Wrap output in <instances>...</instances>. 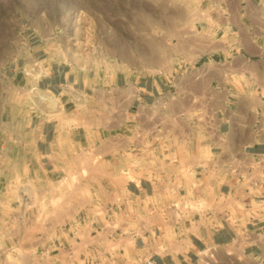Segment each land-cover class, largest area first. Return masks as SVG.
<instances>
[{"label":"rangeland","instance_id":"1","mask_svg":"<svg viewBox=\"0 0 264 264\" xmlns=\"http://www.w3.org/2000/svg\"><path fill=\"white\" fill-rule=\"evenodd\" d=\"M237 1L0 0V264H41L42 252L53 255L73 233L80 251L100 242L107 229H118L116 214L115 222L106 220L105 185L119 192L137 177H217L208 166L218 161L211 147L214 120L239 94L232 91L238 77L226 73L232 60L223 56L244 44L238 35H251L244 45L261 56L244 66L264 83V0H241L246 7L240 11L218 7ZM229 19L248 26L224 27ZM229 31L235 42L226 37ZM53 65L79 76L80 96L67 111L86 137L76 153L50 159L58 170L48 175L25 151L32 144L31 120L62 114L58 97L38 85ZM153 79L160 94L128 113L130 92L124 101L119 89L104 90ZM181 200L189 216L220 205L215 198ZM246 202L228 198L224 209L232 222L241 214L246 223ZM160 208L167 214L174 207ZM144 211L131 212L124 226L152 230L151 209ZM88 230L96 237L87 240ZM196 264H216L213 251Z\"/></svg>","mask_w":264,"mask_h":264},{"label":"crops","instance_id":"2","mask_svg":"<svg viewBox=\"0 0 264 264\" xmlns=\"http://www.w3.org/2000/svg\"><path fill=\"white\" fill-rule=\"evenodd\" d=\"M218 5L224 11H240L246 7L241 0L235 6L229 2ZM226 22L222 24L224 27L248 26L244 20L234 25L231 19L228 24ZM229 32L226 37L235 42L237 35L234 31ZM238 36L240 43L251 42V35ZM244 44L239 45V50L232 49L223 56L232 60L226 73L238 77L239 82L233 83L232 91L239 94L228 99L214 120L211 147L215 149L218 161L208 166L217 172V177H210L208 173L198 182L177 180L174 174L164 179L137 177L128 180L119 192L105 185L110 197L103 198L108 208L106 220L115 222L117 215L118 229H107L100 242L87 243L80 251L76 245L81 241L73 233L68 240L59 242V249L53 255L42 252L41 264H81L80 261L83 264H142L146 258H152L158 264H196L206 250L213 251L216 264H264V176L261 177L264 171V98L261 97L264 83L256 79L258 72L244 66L261 54L259 56V51H251ZM78 82L79 76L55 65L38 81L39 86L58 97L62 107L59 117L40 114L31 120L32 144L25 152L30 155V162L38 163L48 175L58 170L56 162L50 159L76 153L86 137L85 134L81 136L74 125L73 113L67 111L76 105L80 96ZM116 86L118 88L110 86L104 90L111 93L119 89L124 101L131 93L126 113L132 107L154 102L161 91L155 79ZM209 167L205 170L209 171ZM245 173L248 175L246 182ZM210 189L211 195L208 194ZM190 191L192 195L188 194ZM115 195L119 198H114ZM243 196L247 198L246 209L250 215L244 224L241 220L245 216L241 214L239 221L232 222L228 217L230 211L224 209L225 203L228 198L240 201ZM181 198L190 202L215 198L220 205L219 209L213 208L203 215L197 216L194 212L189 216L178 206L183 203ZM220 198L224 200L220 201ZM165 204L174 207L171 213L160 212V206ZM146 207L151 209L153 216L152 230H143L140 225L127 229L124 224L131 212L144 215ZM83 236L88 240L96 234L88 230Z\"/></svg>","mask_w":264,"mask_h":264},{"label":"built area","instance_id":"3","mask_svg":"<svg viewBox=\"0 0 264 264\" xmlns=\"http://www.w3.org/2000/svg\"><path fill=\"white\" fill-rule=\"evenodd\" d=\"M264 176V171H263V174H262V176L261 177H263ZM142 264H158L154 259H152V258H146L143 262H142Z\"/></svg>","mask_w":264,"mask_h":264},{"label":"bare ground","instance_id":"4","mask_svg":"<svg viewBox=\"0 0 264 264\" xmlns=\"http://www.w3.org/2000/svg\"><path fill=\"white\" fill-rule=\"evenodd\" d=\"M50 102H53V99L50 97Z\"/></svg>","mask_w":264,"mask_h":264}]
</instances>
